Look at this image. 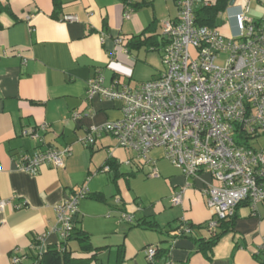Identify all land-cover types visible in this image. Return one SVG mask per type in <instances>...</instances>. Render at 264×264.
Instances as JSON below:
<instances>
[{
    "label": "crops",
    "instance_id": "crops-1",
    "mask_svg": "<svg viewBox=\"0 0 264 264\" xmlns=\"http://www.w3.org/2000/svg\"><path fill=\"white\" fill-rule=\"evenodd\" d=\"M55 1L60 10L54 16ZM216 1L200 0L197 9ZM249 1L251 18H262L264 0ZM0 2L14 15L0 16V202L10 203L0 207V264H14L15 257L31 264V243L56 226L55 207L83 185L89 196L80 201L77 227L90 237L94 251L83 252L72 241L73 258L90 259L89 264H149L146 249L159 246L155 264H260L264 203L255 208L242 204L233 224L219 230L223 235L213 250L205 252L200 241L210 238L203 228L212 219L204 196L214 184L210 173L188 179L161 149L152 151L149 164L128 165L135 154L119 147L113 135H104L95 146L79 142L91 128L123 116L121 101L87 99L89 82L97 75L105 87L119 81L130 88L160 76L162 24L178 19L175 0H132L129 19L120 0ZM230 2L216 23L226 37L237 33L235 15L242 3ZM69 16L78 20L64 21ZM118 37L124 39L122 46L116 44ZM145 40L148 45L141 43ZM150 52L159 54L157 62ZM142 56L151 74L137 82ZM76 111L82 115L79 121L72 119ZM44 124L43 147H71L73 154L64 169L47 165L34 176L17 167L24 155L40 147L22 132ZM257 142L255 148L263 149L264 135ZM110 160L116 169L104 173ZM154 170L159 177H150ZM182 189V203L173 205ZM123 213L132 216V223L121 219ZM182 220L200 228L193 236L177 238L172 233ZM62 242L60 233L52 232L46 247Z\"/></svg>",
    "mask_w": 264,
    "mask_h": 264
},
{
    "label": "built area",
    "instance_id": "built-area-1",
    "mask_svg": "<svg viewBox=\"0 0 264 264\" xmlns=\"http://www.w3.org/2000/svg\"><path fill=\"white\" fill-rule=\"evenodd\" d=\"M199 2L175 0L178 19L162 24L163 71L158 78L137 88L119 81L105 87L101 75L89 82L87 99L99 96L121 101L123 116L91 128L79 142L95 146L104 135H113L119 147L135 154L128 165L135 161L149 164L152 151L161 149L165 159L188 179L204 171L210 173L214 184L204 191V196L212 219L203 228L216 236L242 204L255 208L264 203V148L256 149L251 144L264 135V16L251 18L250 1L241 0L235 15L237 33L226 37L218 28L196 23ZM131 3L129 0L127 8ZM131 12L128 8L127 19ZM77 20L72 16L64 18L66 22ZM123 43V38L116 39L117 45ZM81 117L78 111L72 114L74 121ZM47 129L44 124L23 130L22 135L40 147L24 155L18 169L35 176L47 165L66 167L72 148H44L42 133ZM110 171V165H105L103 172ZM150 177L157 178L159 174L154 170ZM184 191L175 194L173 205L182 203ZM88 196L89 190L83 185L55 207L56 226L38 235L30 245L34 263L38 264L48 250L49 233L59 232L63 241L70 237L79 221L80 201ZM9 204L1 201L0 207ZM121 219L133 221L127 213L121 214ZM195 231L190 222L182 220L172 234L190 237ZM156 255L157 247L146 249L149 264H155ZM21 261L19 257L13 259L14 264Z\"/></svg>",
    "mask_w": 264,
    "mask_h": 264
},
{
    "label": "trees",
    "instance_id": "trees-1",
    "mask_svg": "<svg viewBox=\"0 0 264 264\" xmlns=\"http://www.w3.org/2000/svg\"><path fill=\"white\" fill-rule=\"evenodd\" d=\"M122 1L125 5L128 4L129 0H120ZM230 0H217L214 5H206L201 8H198L196 10V23L199 26H206L210 28H216V23L218 16L221 12H224L228 5H229ZM55 8H54V16L58 14L60 10V5L57 3V1L54 2ZM2 14H8L9 16L14 17L12 11L10 8L3 6L0 2V16ZM0 29H2L1 23H0ZM149 40H145L141 43L148 45ZM132 42L131 44H133ZM38 149V148H37ZM111 167V170L116 169V165L112 160L109 161L108 163ZM235 216L227 222H224L221 226V228L224 227L226 223H232L234 222ZM79 223V222H78ZM151 224V223H150ZM192 226H194L191 223ZM151 225L150 227H152ZM196 229L200 227L194 226ZM223 233H218L216 236H210V238L207 241H200L201 243V248L203 251L208 252L212 251L213 248L216 246L218 241L220 240L221 236ZM72 241H76L79 244L80 250L86 253H91L94 251L90 237L83 233L81 229H79L77 226L75 227L74 231L70 235V237L66 240L63 241L59 246L55 247H50L48 250L44 253L42 260L38 264H89L90 259H76L72 257L73 252L69 248V243ZM157 247V255L155 257V263H156V258L158 257L160 250L159 246ZM30 259L32 260L31 264H36L34 263L35 257L30 256ZM260 264H264V257L259 258Z\"/></svg>",
    "mask_w": 264,
    "mask_h": 264
},
{
    "label": "rangeland",
    "instance_id": "rangeland-1",
    "mask_svg": "<svg viewBox=\"0 0 264 264\" xmlns=\"http://www.w3.org/2000/svg\"><path fill=\"white\" fill-rule=\"evenodd\" d=\"M220 15H221V13L219 14V16ZM148 55H152L151 58H154L156 60V62L159 59V54L156 53V52L155 53L150 52V53H148ZM224 58L225 57H223V59H220L219 64L223 63ZM146 62H147V60L143 56L138 59V61H137L138 68H137L136 76L134 78L135 81L138 82L139 78L143 79V78L148 77L151 74V68ZM160 65H161V63H160ZM251 144H252V146L256 147L258 142H257L256 139H254V140L251 141Z\"/></svg>",
    "mask_w": 264,
    "mask_h": 264
},
{
    "label": "water",
    "instance_id": "water-1",
    "mask_svg": "<svg viewBox=\"0 0 264 264\" xmlns=\"http://www.w3.org/2000/svg\"><path fill=\"white\" fill-rule=\"evenodd\" d=\"M235 2H236V0H231L230 6H233Z\"/></svg>",
    "mask_w": 264,
    "mask_h": 264
}]
</instances>
